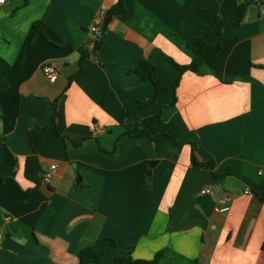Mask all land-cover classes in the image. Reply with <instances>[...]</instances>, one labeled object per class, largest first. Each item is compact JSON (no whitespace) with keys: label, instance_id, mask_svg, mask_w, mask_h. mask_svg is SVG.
<instances>
[{"label":"crops","instance_id":"0c3cea01","mask_svg":"<svg viewBox=\"0 0 264 264\" xmlns=\"http://www.w3.org/2000/svg\"><path fill=\"white\" fill-rule=\"evenodd\" d=\"M116 2L0 3V264H78L89 246L103 253L91 264L159 250L158 264H264V0H124L109 14ZM218 28L205 71L180 72L174 63L193 58L185 43H216ZM143 60L167 86L154 101L131 70ZM153 120L175 136L141 135ZM193 146L212 170L193 166ZM30 154L43 172L56 165L48 183L25 177Z\"/></svg>","mask_w":264,"mask_h":264},{"label":"trees","instance_id":"16d2710c","mask_svg":"<svg viewBox=\"0 0 264 264\" xmlns=\"http://www.w3.org/2000/svg\"><path fill=\"white\" fill-rule=\"evenodd\" d=\"M125 8L124 6V0H117L116 4L108 11L109 14L118 13L120 11H123ZM241 11L244 9V5H240ZM106 16V14H105ZM34 34H42V21L37 20L34 23ZM102 27L100 29V33L97 35H94V49L93 51L98 47L100 41L99 37L101 35ZM218 39L216 43H208L201 37H194L189 39L185 46L190 49L193 52V58L190 63L186 65H178L176 63L175 66L179 69L180 72L183 71H192L196 73H202L204 70V64L207 59L216 57L222 50V34L220 31V28L217 29ZM78 70H81L85 64L89 60L90 51L87 48V46L82 45L78 48ZM132 71L138 73L143 80L147 79L150 80L154 84V96L153 100H156L157 98H160L167 92V86L161 82L156 74H155V66L148 60H143L137 67H134L131 69ZM62 98V94L53 101V104L55 105V112L52 120L59 119L62 120L63 118V112L60 107L59 101ZM135 113H126V118L131 119L135 118ZM157 117L154 118L156 120ZM154 120L149 122L147 125V128L141 132V135H147L150 137V139L154 142H156L161 136L163 135H169V136H175L173 132L161 130L158 127L154 125ZM57 132L59 133V127L57 128ZM34 133L29 132L28 133V141L30 140V137ZM79 142H74V144H79ZM191 163L195 167L200 168H206L212 170L213 163L211 161H199L195 155V147L193 146L192 152L190 155ZM41 165L39 162L38 157L35 154H30L25 159V165H24V175L27 179L34 182L36 185H39L42 183V175L40 174L41 171ZM264 198V197H263ZM109 243H114L112 239H109ZM263 248H264V242H263ZM163 255V250H159L155 253L154 257L151 259H137L132 257L130 254L128 255H116L112 262L110 264H158L161 257ZM103 253L102 251L98 250L94 246H89L83 250H81L78 255V264H91V263H99L102 259Z\"/></svg>","mask_w":264,"mask_h":264},{"label":"built area","instance_id":"2783aa9c","mask_svg":"<svg viewBox=\"0 0 264 264\" xmlns=\"http://www.w3.org/2000/svg\"><path fill=\"white\" fill-rule=\"evenodd\" d=\"M3 1L4 0H0V3H2ZM262 12L264 13V7H262ZM105 14H106L105 12H99L97 15H95L93 22L89 26V30L93 33V35H97L100 33V29L102 27V22H103V19L105 17ZM42 71L50 82L55 81L57 74H58V71H57V68L52 63H44L42 66ZM55 168H56V165H51L48 170L43 172L42 181L44 183L49 182ZM259 173H261V172H259ZM200 192L201 193H205V192L209 193L211 191H210V189L204 188V189H201ZM244 192L247 193L248 190H245ZM228 200H229V197L227 194H223L219 197V203H221L218 206L219 211H225L229 208V206L227 205ZM10 219H11L10 215L4 216V220L6 222H8Z\"/></svg>","mask_w":264,"mask_h":264},{"label":"water","instance_id":"95a60500","mask_svg":"<svg viewBox=\"0 0 264 264\" xmlns=\"http://www.w3.org/2000/svg\"><path fill=\"white\" fill-rule=\"evenodd\" d=\"M40 174L42 175L43 174V171H41ZM78 180H79V177H78Z\"/></svg>","mask_w":264,"mask_h":264}]
</instances>
